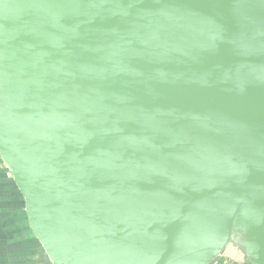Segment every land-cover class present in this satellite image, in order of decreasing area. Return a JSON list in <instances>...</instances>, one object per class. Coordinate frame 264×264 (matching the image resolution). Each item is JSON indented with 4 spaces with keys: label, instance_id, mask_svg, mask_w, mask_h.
<instances>
[{
    "label": "water",
    "instance_id": "1",
    "mask_svg": "<svg viewBox=\"0 0 264 264\" xmlns=\"http://www.w3.org/2000/svg\"><path fill=\"white\" fill-rule=\"evenodd\" d=\"M0 157L49 264H264V0H0Z\"/></svg>",
    "mask_w": 264,
    "mask_h": 264
},
{
    "label": "crops",
    "instance_id": "2",
    "mask_svg": "<svg viewBox=\"0 0 264 264\" xmlns=\"http://www.w3.org/2000/svg\"><path fill=\"white\" fill-rule=\"evenodd\" d=\"M0 264H49L30 228L23 196L1 157Z\"/></svg>",
    "mask_w": 264,
    "mask_h": 264
},
{
    "label": "built area",
    "instance_id": "3",
    "mask_svg": "<svg viewBox=\"0 0 264 264\" xmlns=\"http://www.w3.org/2000/svg\"><path fill=\"white\" fill-rule=\"evenodd\" d=\"M218 264H240L227 258H222Z\"/></svg>",
    "mask_w": 264,
    "mask_h": 264
}]
</instances>
